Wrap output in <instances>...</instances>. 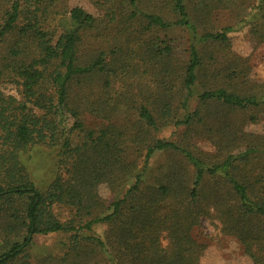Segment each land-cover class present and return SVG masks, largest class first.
Here are the masks:
<instances>
[{
    "label": "trees",
    "instance_id": "trees-1",
    "mask_svg": "<svg viewBox=\"0 0 264 264\" xmlns=\"http://www.w3.org/2000/svg\"><path fill=\"white\" fill-rule=\"evenodd\" d=\"M93 3L0 0V264H28L33 237L49 234L69 235L55 264H199L204 218L264 264V135L245 131L264 125V84L228 37L248 27L264 42V0ZM224 11L235 24L216 25ZM167 127L179 138H160Z\"/></svg>",
    "mask_w": 264,
    "mask_h": 264
},
{
    "label": "rangeland",
    "instance_id": "rangeland-1",
    "mask_svg": "<svg viewBox=\"0 0 264 264\" xmlns=\"http://www.w3.org/2000/svg\"><path fill=\"white\" fill-rule=\"evenodd\" d=\"M93 1L94 0H56V10L63 12L64 10L72 9L73 7H81L85 11L94 14L96 8ZM235 17L236 15L224 11L216 14L214 20L217 26H232L236 22ZM228 37L230 40V54H233L242 60H246L250 67L249 77L256 84H264V42L257 43V41L250 36L248 27H242L238 31L230 33ZM176 39L177 41L182 40L178 41L180 46L178 51H183L185 37L182 35L180 39V36L176 35ZM3 88L9 93H12L10 86H5ZM87 121L88 128L94 127L97 124V122L91 119ZM130 122L131 118L124 115L117 116L115 119V124L122 127L127 126ZM245 131L258 136L264 135V125L263 123L249 125L245 128ZM180 133L181 130L167 127L160 131L159 137L175 140L176 138H179L178 135L180 136ZM191 143L203 152H213L211 144L205 138L194 137L192 138ZM42 152L43 156H41L39 160L41 159V163L43 164L48 163V168L44 172L48 173L52 170V165H54L52 163L54 153L48 150H43ZM51 174H38V178L48 181L51 178ZM98 193L104 200L113 199V196L104 185H101L98 188ZM71 213V209L65 207L57 208L55 210L56 217L61 222L69 220L72 217ZM1 225L2 223L0 222V241H4L5 235L1 232ZM105 229V226L95 225L92 227L91 234L102 236ZM83 234L88 236L90 235V232H83ZM192 234L199 244L205 246L199 264H251L250 260L243 255L239 243L235 239L223 235L220 232V227L216 221L207 218L202 219L200 226L194 228ZM68 240L69 235L63 234L34 236L32 239L33 244L28 249L27 254H25L26 257L23 258V260L28 264H55L65 253Z\"/></svg>",
    "mask_w": 264,
    "mask_h": 264
}]
</instances>
